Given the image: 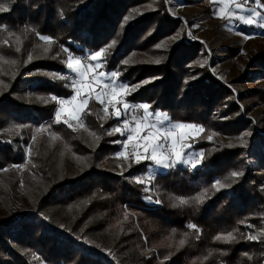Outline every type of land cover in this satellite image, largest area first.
Instances as JSON below:
<instances>
[{"label":"trees","instance_id":"obj_1","mask_svg":"<svg viewBox=\"0 0 264 264\" xmlns=\"http://www.w3.org/2000/svg\"><path fill=\"white\" fill-rule=\"evenodd\" d=\"M0 3L9 8L0 13V264H264V132L251 130L241 145L212 149L206 140L218 129L211 108L225 106L230 92L209 72L199 77L190 65L198 44L188 38L152 62L182 26L165 0ZM140 8L146 11L137 16ZM40 35L53 42L46 45ZM100 50L103 69L118 72L120 83L148 82L128 102L149 104L165 123L203 127L191 144L205 153L197 167L160 171L143 161L114 172L109 162L120 137L107 132L118 121L104 122L95 100L82 113L83 128L55 122L51 96L73 93L51 75L70 72L68 55ZM261 68L264 78V60ZM222 122L217 126L232 133L251 128L239 116ZM217 181L223 186L214 187ZM205 190L203 203L192 201ZM178 198L189 203L179 205ZM229 233L235 237L229 242L216 239Z\"/></svg>","mask_w":264,"mask_h":264},{"label":"rangeland","instance_id":"obj_2","mask_svg":"<svg viewBox=\"0 0 264 264\" xmlns=\"http://www.w3.org/2000/svg\"><path fill=\"white\" fill-rule=\"evenodd\" d=\"M234 2H241V0H234ZM165 3L167 5L168 14L171 18L179 21L182 26L178 27L174 34H170L162 41V44L157 47V52L155 54L156 58L152 59V62H158L159 58H162L168 52H172L171 50L174 49V47L179 46L181 42H184L186 38H188L187 40H189L190 43L198 44V54L190 62V65L200 72L199 77L205 72H209L216 83H219V85L230 92L228 96L229 99L226 100L225 106L211 108V110L215 109V114H217L212 118V121L216 129H218V131L211 132L210 140H206L212 146V149L216 150L223 145L229 146L234 141L237 142V145H241V142L238 140H241V137L246 139V137L253 134L251 130L264 132V78L259 76V74H261L260 72L263 71L261 64L264 60V28L256 27L255 22L251 26L245 25L234 17L231 21L220 18L217 10L224 7L225 4H227L228 7L225 9L224 15H227L229 10H235L234 3L229 2V0H215V2H213V0H165ZM250 4L248 5L249 7L261 11V15L264 16V10L259 9L254 3ZM134 11L138 16L144 14L146 9L140 8ZM240 15L247 17L249 13L245 11L240 13ZM245 37L251 38L245 39ZM77 58L83 61L82 56ZM101 59L102 57L98 58V61L101 62V67L94 69L91 74L95 75L99 72L110 73L103 69ZM138 60L139 56L134 57L135 62ZM89 62L93 64L97 63V61ZM53 74L51 76L58 79L60 73H55V77ZM89 78L91 77L89 76ZM192 80H195V78L192 77L188 79V81ZM62 81H65L68 85L66 79ZM116 83H120L118 77ZM144 83L148 82H136V85H134L137 86L135 90H129V92L125 94L124 99L128 102L127 96L135 93ZM93 86L95 87V85ZM97 91H99L98 88ZM239 92L246 98L245 101L240 99ZM81 95L83 96V93ZM73 96L74 92L70 98ZM79 101L80 97L77 98L76 102L79 103ZM91 101L92 100H89V103ZM130 104L138 108L139 105L146 103ZM245 106H247L248 109H246ZM118 107H122V105H118ZM101 109L102 108H100L99 112L100 116L102 120L106 122L112 116V108L109 107L108 116H105ZM149 111L163 113L151 109ZM141 112L142 109L133 114L139 115ZM230 113L234 114L231 115ZM238 116L251 125L249 130H245L241 133H232L224 131L217 126L219 120L228 122L232 120L233 117L237 118ZM66 118L67 113L62 117V120ZM123 119L124 117L121 116L120 120L122 121ZM70 122L74 125L77 123L75 120ZM165 124L166 126L161 127L167 128L171 127L172 124L182 123H174L170 120V123L166 122ZM130 126L132 125L130 124ZM225 128L227 130H233V126L230 124H227ZM238 130L239 129L236 127L234 131L238 132ZM116 134L120 137L117 141H126V136H121L119 133H113L112 135L114 136ZM200 134L201 133L192 130H185L182 133L185 137L182 141L185 145V162L176 163L170 168H174L176 165H182L194 169L186 161L195 159V154L198 153V151H195L191 144L193 143L192 139L198 137ZM117 144H120V150L111 157L109 163L114 172L122 173L124 170L127 171L137 164L134 162V156L132 155L133 145H128L127 152L129 154V159L124 160L123 158H117V154L124 150L121 143ZM188 145H191V147H187ZM140 150L142 151V149ZM129 165L131 166L129 167ZM158 169L160 171L167 170L163 168ZM152 183H154L153 179ZM152 192L156 193L155 186Z\"/></svg>","mask_w":264,"mask_h":264},{"label":"snow or ice","instance_id":"obj_3","mask_svg":"<svg viewBox=\"0 0 264 264\" xmlns=\"http://www.w3.org/2000/svg\"><path fill=\"white\" fill-rule=\"evenodd\" d=\"M215 2V0H213ZM229 2L234 3V11L229 10L227 15H224L225 9L228 7L225 4L224 7H221L217 10L220 18L227 19L231 21L234 17L236 20H239L245 25L251 26L255 22L256 27L264 28V16L261 15V11L249 7L250 3H254L261 10H264V3L261 0H241V2H234V0H229ZM9 8L6 4L0 3V13L8 12ZM247 11L249 16L245 17L240 15V13ZM259 18V19H257ZM10 35H12L10 33ZM251 37H245L249 39ZM19 39V37H17ZM39 39L44 41L46 45H50L53 41L49 37L43 35L39 36ZM7 44V40L4 41ZM19 51V48L16 49ZM49 48L45 47L44 52H48ZM65 52L68 50L65 49ZM106 50L97 51L94 54H91L87 59L88 61H97L93 64L91 62L82 61L80 58L74 57L73 55H68L65 60L66 69L74 74V77L70 79L69 84L66 85L71 87L74 91V96L70 99L58 98L55 95L51 96V100L55 101L59 108L55 112V122L60 123L62 117L67 113V118L63 119V123L67 125L68 128H71L73 131H77L79 128L84 127V122L81 119L82 113L88 110L89 100H95L102 106V111L105 116L109 115V107L112 108L111 115L117 119L118 123L110 128L107 132L108 135L113 133H119L121 136H126V141H116L115 143H121L122 152L117 154V158H123L124 160L129 159V154L127 152L128 145H133L134 162L140 164L142 161H149L154 164L157 168L168 169L176 163H184L185 159V145L182 141L185 137L182 133L185 130H192L198 133L204 131L202 126H197L193 124H172L171 127H161L167 117L162 116L161 114L150 112L151 106L149 104H141L138 108L131 105L124 99L126 93L129 90L134 91L137 86H128L122 82L117 84L116 80L119 75L118 72L112 71L110 73L99 72L96 73L90 79L89 76L94 69L101 67V62L98 61V58L102 56L103 52ZM29 60L32 59L31 56L28 57ZM14 63V62H13ZM124 64L129 63L125 60ZM55 77V74H53ZM58 79H66L65 75L60 74ZM95 85V87L93 86ZM97 88L99 91H97ZM83 93V96L81 95ZM94 93V94H93ZM80 97L79 103H77V98ZM122 105V107H118ZM142 109V112L139 115L133 114ZM90 114V112H89ZM121 116L124 119L121 121ZM153 117L155 119H153ZM75 120L77 123L74 125L70 121ZM130 124L132 126H130ZM90 135L95 137V133H90ZM53 139H59L58 136L53 135ZM99 139V137H95ZM210 140L211 137L209 136ZM241 139H243L241 137ZM187 147H191L188 145ZM231 147V145H229ZM142 149V151L140 150ZM205 153L200 151L195 154V159L186 161L190 164L191 167L195 168L202 161ZM131 165H129L130 167ZM123 174V173H121ZM233 177L242 175V173L233 172L231 173ZM136 183H143L142 179H136ZM220 181H217L214 187H222ZM145 192L150 191L148 186L144 188ZM202 192L196 197L192 198L193 202L203 203V197L206 194ZM151 200V196L147 197ZM159 203V201H156ZM187 199L178 198V204L184 205L188 204ZM190 228L195 229V225H189ZM251 227V226H250ZM235 237L229 233L226 236H217V240H223L229 242ZM258 237L249 235L247 239L256 240ZM185 240H180L179 245L183 246Z\"/></svg>","mask_w":264,"mask_h":264},{"label":"built area","instance_id":"obj_4","mask_svg":"<svg viewBox=\"0 0 264 264\" xmlns=\"http://www.w3.org/2000/svg\"><path fill=\"white\" fill-rule=\"evenodd\" d=\"M88 57H89L88 55H84L82 57L83 61L89 62L88 59H87ZM60 74L65 75L66 80L68 81V84H69L70 79L74 77V75L72 73H68V72H66V73H60ZM92 76H94V74H90V77L91 78H92ZM69 89L72 91V93L74 92L71 87H69Z\"/></svg>","mask_w":264,"mask_h":264}]
</instances>
